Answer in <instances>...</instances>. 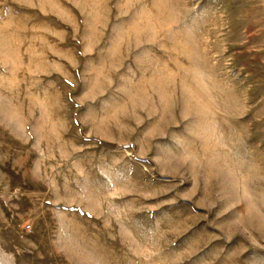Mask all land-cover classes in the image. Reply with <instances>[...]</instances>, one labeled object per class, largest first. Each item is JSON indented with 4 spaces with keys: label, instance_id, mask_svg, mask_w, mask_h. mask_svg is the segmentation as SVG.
Here are the masks:
<instances>
[{
    "label": "rangeland",
    "instance_id": "1",
    "mask_svg": "<svg viewBox=\"0 0 264 264\" xmlns=\"http://www.w3.org/2000/svg\"><path fill=\"white\" fill-rule=\"evenodd\" d=\"M0 264H264V0H0Z\"/></svg>",
    "mask_w": 264,
    "mask_h": 264
}]
</instances>
